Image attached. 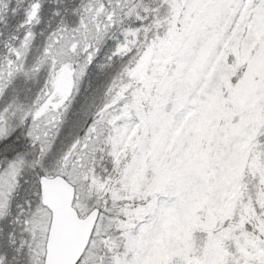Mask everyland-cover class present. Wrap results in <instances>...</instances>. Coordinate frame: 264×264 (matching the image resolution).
Masks as SVG:
<instances>
[{
	"label": "snow or ice",
	"instance_id": "1",
	"mask_svg": "<svg viewBox=\"0 0 264 264\" xmlns=\"http://www.w3.org/2000/svg\"><path fill=\"white\" fill-rule=\"evenodd\" d=\"M0 264H264V0H0Z\"/></svg>",
	"mask_w": 264,
	"mask_h": 264
}]
</instances>
